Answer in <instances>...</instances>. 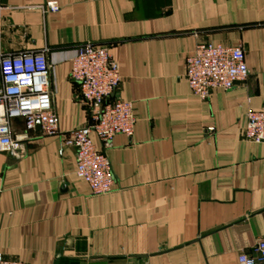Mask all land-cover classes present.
I'll use <instances>...</instances> for the list:
<instances>
[{"label": "crops", "instance_id": "1", "mask_svg": "<svg viewBox=\"0 0 264 264\" xmlns=\"http://www.w3.org/2000/svg\"><path fill=\"white\" fill-rule=\"evenodd\" d=\"M54 1L56 13L39 6ZM0 54L39 52L58 134L25 135L0 153V253L29 264H236L264 240V142L242 139L264 110V0H0ZM240 46L247 78L206 100L184 59L196 42ZM106 47L133 107L131 136L104 150L114 186L92 196L61 138L90 120L68 79L74 49ZM212 132H206L207 128ZM99 148V142L91 135Z\"/></svg>", "mask_w": 264, "mask_h": 264}, {"label": "built area", "instance_id": "2", "mask_svg": "<svg viewBox=\"0 0 264 264\" xmlns=\"http://www.w3.org/2000/svg\"><path fill=\"white\" fill-rule=\"evenodd\" d=\"M42 14L58 11L54 1L39 6ZM1 10V4H0ZM39 52L0 54V153L17 157L25 135H14L11 120L21 118L25 132L38 122L44 135L58 134L57 117L49 89L51 65ZM240 46H224L198 41L184 59V77L194 97L206 100L211 91H228L247 78V68ZM68 79L77 87L78 96L90 111L88 123L69 131L61 144L74 151V171L92 196L110 193L114 180L104 150L113 136H131L134 127L133 107L118 98L111 99L120 77L117 63L106 47L85 43L74 49L69 58ZM206 132H212L207 128ZM93 135L99 148L91 140ZM242 139L248 143L264 142V110H248ZM0 264H29L7 259L0 253ZM236 264H264V240L255 243L250 253H240Z\"/></svg>", "mask_w": 264, "mask_h": 264}, {"label": "water", "instance_id": "3", "mask_svg": "<svg viewBox=\"0 0 264 264\" xmlns=\"http://www.w3.org/2000/svg\"><path fill=\"white\" fill-rule=\"evenodd\" d=\"M35 124H39L38 122H36Z\"/></svg>", "mask_w": 264, "mask_h": 264}]
</instances>
